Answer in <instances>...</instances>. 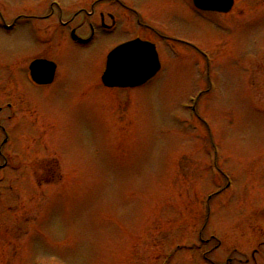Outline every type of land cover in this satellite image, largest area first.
Wrapping results in <instances>:
<instances>
[{
	"label": "rangeland",
	"instance_id": "obj_1",
	"mask_svg": "<svg viewBox=\"0 0 264 264\" xmlns=\"http://www.w3.org/2000/svg\"><path fill=\"white\" fill-rule=\"evenodd\" d=\"M92 1L0 0V264H206L214 244L199 241L227 233L236 209L264 205V0H235L221 16L191 0H123L179 49L155 36L161 73L115 91L101 87L105 56L135 16L115 14L111 34L99 21L77 44L71 30ZM36 55L59 66L45 92L27 80ZM208 154L231 185L200 239L202 202L223 180Z\"/></svg>",
	"mask_w": 264,
	"mask_h": 264
},
{
	"label": "flooded vegetation",
	"instance_id": "obj_2",
	"mask_svg": "<svg viewBox=\"0 0 264 264\" xmlns=\"http://www.w3.org/2000/svg\"><path fill=\"white\" fill-rule=\"evenodd\" d=\"M103 6L101 11H98V8ZM89 11L85 12L86 19L82 21L80 26H76L73 30H71L72 35L71 38L75 43L84 44L90 43L97 36L98 23L100 21V27L105 31L109 32L108 34L114 33L119 28L118 18L115 14L120 15L122 12L125 15L130 14L135 16V25L131 27L132 36L128 37L126 40L117 43L114 46H118L122 43L132 41L135 39H140L143 41H149L154 43L156 46H159L157 42L154 41V37L157 40L161 38L168 39L169 41L176 42L174 39L163 36L159 34L156 29L145 22L139 14L135 11V9L131 8L125 1L123 0H93L89 9ZM118 12V13H115ZM98 12V13H97ZM201 13V12H199ZM98 14V15H96ZM202 15V13L200 14ZM96 16H99L98 18ZM97 18V22L93 20ZM94 18V19H89ZM30 18H26L29 20ZM107 22V23H106ZM62 26L65 28L68 26L62 23ZM80 29L89 30L91 32V38L87 40L84 39L79 34ZM152 33V34H149ZM74 34L78 37L76 40L73 36ZM178 43V42H177ZM37 57L31 60L29 63L36 59H48L52 62L50 58L46 55H36ZM57 65V72L54 82L50 87L56 86L57 82H59V66ZM30 67V65H29ZM29 67L27 71L29 73ZM41 88V87H39ZM48 88V86L46 87ZM45 88V89H46ZM262 172V171H261ZM227 209V208H225ZM246 213H242L240 215L241 210L236 209L232 210L233 218H238L237 222H233V225H229L225 227L223 231H227L220 238L215 235L214 239H208L201 241L202 247L207 245L214 244L213 250H206V255H204V259L206 264H264V205L244 208ZM228 212V211H227ZM228 212V213H231ZM235 214L237 216H235ZM226 236V238H224ZM210 252H215V260H210L209 256Z\"/></svg>",
	"mask_w": 264,
	"mask_h": 264
},
{
	"label": "water",
	"instance_id": "obj_3",
	"mask_svg": "<svg viewBox=\"0 0 264 264\" xmlns=\"http://www.w3.org/2000/svg\"><path fill=\"white\" fill-rule=\"evenodd\" d=\"M197 8L228 13L234 0H194ZM104 81L111 87L135 88L145 84L160 71V61L153 45L135 41L114 51ZM56 66L47 61H36L31 66L32 78L40 85L51 84Z\"/></svg>",
	"mask_w": 264,
	"mask_h": 264
}]
</instances>
